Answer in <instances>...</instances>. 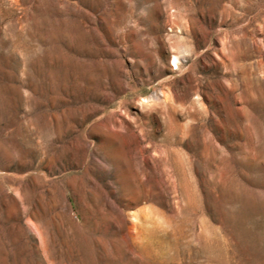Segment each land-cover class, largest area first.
<instances>
[{
    "label": "rangeland",
    "instance_id": "1",
    "mask_svg": "<svg viewBox=\"0 0 264 264\" xmlns=\"http://www.w3.org/2000/svg\"><path fill=\"white\" fill-rule=\"evenodd\" d=\"M0 264H264V0H0Z\"/></svg>",
    "mask_w": 264,
    "mask_h": 264
}]
</instances>
